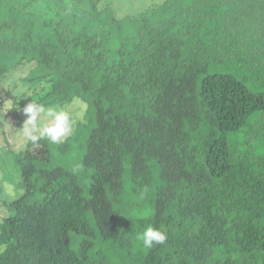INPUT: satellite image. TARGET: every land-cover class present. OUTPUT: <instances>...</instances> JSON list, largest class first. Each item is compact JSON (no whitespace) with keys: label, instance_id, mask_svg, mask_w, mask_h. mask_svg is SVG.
Returning a JSON list of instances; mask_svg holds the SVG:
<instances>
[{"label":"trees","instance_id":"16d2710c","mask_svg":"<svg viewBox=\"0 0 264 264\" xmlns=\"http://www.w3.org/2000/svg\"><path fill=\"white\" fill-rule=\"evenodd\" d=\"M149 8L0 0L12 128L31 99L85 105L62 143L0 147V264H264V0Z\"/></svg>","mask_w":264,"mask_h":264},{"label":"rangeland","instance_id":"374dc122","mask_svg":"<svg viewBox=\"0 0 264 264\" xmlns=\"http://www.w3.org/2000/svg\"><path fill=\"white\" fill-rule=\"evenodd\" d=\"M163 1L164 0H101V4L103 6H111L114 9L116 15L118 17H122L124 15H135L141 13L144 10L146 11L147 8L150 9V6L155 7ZM27 70V67H19L15 71L6 74L3 79L4 88L0 91V147L5 146V144H8V146H10L12 149L20 150L23 149L26 144V140L23 137L20 129H18L17 131L13 129L11 123L4 116L6 115L7 110L12 107L13 103L11 99L16 92V85L18 88L20 85V80L25 75ZM12 85L15 86L12 88L10 97L7 96V88ZM71 106H73L75 111L77 110L76 113L83 114L85 109V105L83 103H78L76 101V104H72ZM18 114L19 117L23 121H25L26 115L23 113V111L19 109ZM11 165L12 164H10V160L7 157H4L3 159L0 158V200H11L17 194V191L15 190V181L18 177V173L13 170V166ZM6 171H10L12 177L7 176L5 174ZM6 188L14 190L15 195H7ZM4 216L5 213L0 211V222Z\"/></svg>","mask_w":264,"mask_h":264},{"label":"clouds","instance_id":"9594fccd","mask_svg":"<svg viewBox=\"0 0 264 264\" xmlns=\"http://www.w3.org/2000/svg\"><path fill=\"white\" fill-rule=\"evenodd\" d=\"M26 119L20 131L27 142L36 144L48 140L59 144L68 138L75 126L83 118L82 113H72L65 108L46 107L33 99L23 107ZM6 194L14 196V190L6 188ZM146 249L166 243L167 234L152 225H148L138 237Z\"/></svg>","mask_w":264,"mask_h":264}]
</instances>
